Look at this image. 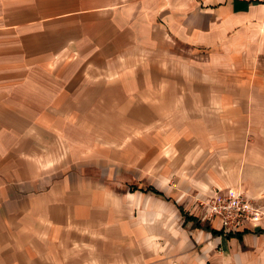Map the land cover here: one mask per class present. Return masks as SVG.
Segmentation results:
<instances>
[{"label":"crops","instance_id":"obj_1","mask_svg":"<svg viewBox=\"0 0 264 264\" xmlns=\"http://www.w3.org/2000/svg\"><path fill=\"white\" fill-rule=\"evenodd\" d=\"M263 116L264 0H0V264H264Z\"/></svg>","mask_w":264,"mask_h":264},{"label":"built area","instance_id":"obj_2","mask_svg":"<svg viewBox=\"0 0 264 264\" xmlns=\"http://www.w3.org/2000/svg\"><path fill=\"white\" fill-rule=\"evenodd\" d=\"M203 204L206 205L203 220L218 217L223 229L229 233L239 231L247 220L258 219L264 215L262 206L248 200L243 195L230 197L214 195L206 198Z\"/></svg>","mask_w":264,"mask_h":264},{"label":"rangeland","instance_id":"obj_3","mask_svg":"<svg viewBox=\"0 0 264 264\" xmlns=\"http://www.w3.org/2000/svg\"><path fill=\"white\" fill-rule=\"evenodd\" d=\"M263 120H264V116L262 117V122H263ZM133 181H134V183H133ZM128 182V183H127ZM127 182H125V180H123V181H120V180H114V185L116 186V188H118L121 192H125L127 189H129V187H131V188H134V187H139V186H141L140 184H138V183H136L135 182V180H134V178H132V177H129V179H128V181ZM131 182V183H130ZM259 204V203H258ZM260 205V204H259ZM262 205V204H261ZM263 205H264V202H263ZM264 211V210H263ZM264 214V213H263ZM262 218V217H261ZM177 223H178V225L179 226H177V227H175V228H173V227H161L160 228V235L162 236V234L163 233H165V234H168V233H170V234H174V233H177V234H180V232H181V230L180 229H182V227L183 226H181L182 225V223H183V221L181 220V219H177ZM205 223V222H204ZM216 225H218V222L216 221V222H214ZM188 229H190L191 227L189 226V227H187Z\"/></svg>","mask_w":264,"mask_h":264},{"label":"trees","instance_id":"obj_4","mask_svg":"<svg viewBox=\"0 0 264 264\" xmlns=\"http://www.w3.org/2000/svg\"><path fill=\"white\" fill-rule=\"evenodd\" d=\"M149 190H151V191H153L154 193H157V194H162L161 191H159L158 189H156V188H154V187L149 188ZM189 217H190V216L188 215L187 218H189ZM196 224H197L199 227H203V228H205V229H208V230L212 231L214 234H218V233H220L219 230L213 228L211 225H209V224H202L200 220H197V221H196ZM236 235H237V234H236Z\"/></svg>","mask_w":264,"mask_h":264}]
</instances>
